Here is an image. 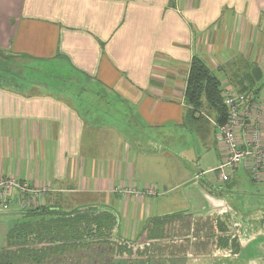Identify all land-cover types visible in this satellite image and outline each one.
Listing matches in <instances>:
<instances>
[{"label":"crops","instance_id":"1","mask_svg":"<svg viewBox=\"0 0 264 264\" xmlns=\"http://www.w3.org/2000/svg\"><path fill=\"white\" fill-rule=\"evenodd\" d=\"M0 54L49 72L61 66L58 71L116 101L87 112L75 104L78 95L64 92L69 83L57 87L48 79L53 72L29 81L43 86L41 93L0 84V179L49 186L39 203L61 212H111L114 243L133 253L99 264H249L251 254L264 264L262 249L254 251L248 236L258 227L264 243V203L251 207L256 197L241 183L242 168L227 181L217 178L216 132L205 142L194 132L215 127L204 114L192 120L183 100L194 56L211 62L213 72L227 69L229 78L235 60L257 61L264 72V0H0ZM260 96L264 114V87ZM123 186L152 187L157 196L115 191ZM17 213L11 207L0 216V248ZM165 217L166 224L183 223L180 230L192 223L203 230L197 238L207 241L187 252L156 247L165 223L153 222ZM230 243L238 254H231ZM145 247L147 254H136Z\"/></svg>","mask_w":264,"mask_h":264},{"label":"trees","instance_id":"2","mask_svg":"<svg viewBox=\"0 0 264 264\" xmlns=\"http://www.w3.org/2000/svg\"><path fill=\"white\" fill-rule=\"evenodd\" d=\"M242 61H244L243 64L237 60L231 63L228 72L233 74L231 78L226 75L227 81L224 83L223 78H218L203 59L197 56L191 59L183 100L191 113L192 120L200 118L206 111L214 116V121L218 125L224 124L227 112L222 100V88L225 84L232 89L234 87L239 93L253 92L260 95L264 87V72L257 61ZM25 83L31 85L29 80ZM81 83L82 88L77 89L72 84L65 85L64 92L78 95L74 102L80 107H103L99 104L100 101L98 103L92 98L91 93L81 92L86 85L83 80ZM53 87L56 86L53 85ZM37 88L42 89L43 86ZM17 181L25 183L28 187H34L21 180ZM49 192L50 188L41 199ZM41 202L40 206L29 207L25 210L16 207L19 210L17 213L19 217L10 225L5 244L0 248V264H58L64 258L73 260L81 253H95V246H114V253H119V255L133 253L132 248L127 245L114 243L116 217L111 212L91 207L66 213ZM4 213H0V216H6ZM168 219L169 217L154 220L153 225L161 223L163 225ZM221 231L225 229L222 228ZM226 242L227 239H221L219 245L225 248ZM238 248L230 243L231 254L236 252L238 254ZM146 251L147 247L138 250L136 254H147ZM240 262L237 260V264ZM217 264H230V262L218 261Z\"/></svg>","mask_w":264,"mask_h":264},{"label":"built area","instance_id":"3","mask_svg":"<svg viewBox=\"0 0 264 264\" xmlns=\"http://www.w3.org/2000/svg\"><path fill=\"white\" fill-rule=\"evenodd\" d=\"M222 100L226 108V121L218 125L212 121L218 142L226 152L225 160L214 170L220 181H226L229 173L242 168L254 182L264 179V114L261 96L257 93H239L232 88H222ZM49 191L44 185L28 187L15 178L0 179V213L11 207L21 210L40 206L39 200ZM115 191L136 198H155V188L126 187Z\"/></svg>","mask_w":264,"mask_h":264},{"label":"rangeland","instance_id":"4","mask_svg":"<svg viewBox=\"0 0 264 264\" xmlns=\"http://www.w3.org/2000/svg\"><path fill=\"white\" fill-rule=\"evenodd\" d=\"M26 61L27 60L19 59V58L10 59L9 57H6V56H3L2 54H0V84H2L4 87L14 88V89H17V90L23 89V91H27L28 93H31V94L41 93L42 92L41 89L38 90V88L34 87V86L28 87L30 84L24 85V83L22 81H24V82L26 80L31 81L36 76H37L38 79H40V77L43 76L44 74H47V73L48 74H50V73L52 74V72H53L54 74H57L56 76L61 77V78H55L56 76L52 75L53 77L52 78H48V79L49 80H53V83H55V85L57 87H62L64 84L69 83V84L74 85L75 89L82 88L81 87L82 83L80 82L81 80H80V78L77 75L66 73L68 71H66V72L58 71V70H61V66H60L59 69L51 70V72H49L50 69H47V70L43 69V68H45L44 66L40 65V68H38L39 64L37 62L33 63V62H28V61L26 62ZM33 64H34V66H37V68H35V67L31 68V66ZM206 64L208 65V67L210 69H213L212 68L213 66H212L211 62L210 63L206 62ZM226 70L227 69H224V71L219 72V73L213 72L212 70L211 71L213 73H215V75H217L218 78H223V77H226L225 73H224ZM227 73H228V71H227ZM79 82H80V85H78ZM224 82H226V81H224ZM69 84H68V86H69ZM34 88H36V89H34ZM90 89L94 90V92H92ZM102 91L104 92V90H100V91L95 90L93 88V86H91L90 84H87V83L83 87V89L81 90V92H83L85 94L91 93L92 98L95 101H98V103L100 101L99 104H101V105H104L106 103L108 104V101H110V104L115 101V100L112 101V100L107 99L106 95H104L102 93ZM236 92H238V91H236ZM75 104H77V103L75 102ZM77 106H80V105L77 104ZM111 106H112V104H111ZM90 110L91 109H89V108L86 109L87 112H90ZM114 110H115V108L110 109L111 112H113ZM204 112H205L204 115L209 117L208 119L210 120V123L212 124L211 121L214 120V116L212 114H208L206 111H204ZM188 114H189V117H191V113H188ZM191 122L192 121H188V125ZM208 126H209L208 130L210 131L209 134H208V131L206 130V128L204 126L201 127L198 131L194 130V132H196L198 134L200 140H202L203 142H205L207 139H209V137H210V140L212 139L214 141V134L216 132V129L214 130V128H212L213 126L212 127L210 125H208ZM217 146H219V154L221 156L220 164H221L225 160L226 152L223 149V147L221 146V144L220 145L218 144ZM243 174H245L247 177H246L245 180H242L241 183L245 182L244 184L248 185L246 190L251 191L252 195H254L256 197L255 199H252V201L250 202L251 207L252 206L262 207L263 205H261V204L264 203V183L263 182L262 183H253V181H251V179H250V176L246 172L245 173L243 172ZM197 181L201 183L202 179L199 178V180H197ZM235 194H237V190L234 192V195ZM153 200H152V202H153ZM246 213L247 214H245V215H248V214L254 215L255 211L254 212L251 211L250 213H249V211H247ZM263 214L264 213H261V215H263ZM239 223H238V225H239ZM0 231H1V224H0ZM248 234H249L248 236L251 239L250 241L255 239L250 244L251 248L254 249V251L262 249V250H260L261 251L260 252L261 253V257L259 259L260 260H264V251H263L264 250V246H263L264 243L259 241L260 239H262V235H263L261 229L258 228V227H252V228H250V230H248ZM242 257H244V256H242ZM241 262H243V261H241ZM241 262H240V264H241ZM248 263L249 264H257L255 259L252 256V254H251L250 262H248ZM243 264H245V263L243 262Z\"/></svg>","mask_w":264,"mask_h":264},{"label":"water","instance_id":"5","mask_svg":"<svg viewBox=\"0 0 264 264\" xmlns=\"http://www.w3.org/2000/svg\"><path fill=\"white\" fill-rule=\"evenodd\" d=\"M183 223H177L176 221H173L169 224H164L163 226V235H161L160 238L157 239V241L161 240L159 242V245L157 244L156 247L160 246L162 248L166 249H178V248H184V250L187 252L188 246H195L196 244H200V242H206L207 239H200L197 238L199 235L203 233V230L198 232L195 230V227L192 225V223H189L185 228L179 229V226ZM178 225V226H177ZM175 226L177 229L175 230L174 235H167L165 233V229H169V227ZM162 244V245H161ZM173 247V248H172ZM205 248V247H204ZM203 248V249H204ZM95 253L91 254H79V257L81 259L79 264H88L90 261L87 259H90L89 257H92L91 259L95 260L96 263H107L110 261V258L114 257V246H95L94 247ZM109 254V256L105 257H99L101 254ZM168 255L169 253L166 252ZM66 259V258H64ZM67 260V259H66ZM68 264V263H64ZM69 264H77V261H72Z\"/></svg>","mask_w":264,"mask_h":264},{"label":"flooded vegetation","instance_id":"6","mask_svg":"<svg viewBox=\"0 0 264 264\" xmlns=\"http://www.w3.org/2000/svg\"><path fill=\"white\" fill-rule=\"evenodd\" d=\"M205 250V248L203 249V251ZM90 259H87V260H89L90 262L88 263V264H99V263H96L95 262V260H93V259H91L92 257H89ZM67 259V258H66ZM62 259L61 260V263L59 262L58 264H64V263H70V262H72V261H77V264H79L80 263V261H81V259H80V257H78V258H76V259H73V260H70V258H69V260L67 259Z\"/></svg>","mask_w":264,"mask_h":264}]
</instances>
